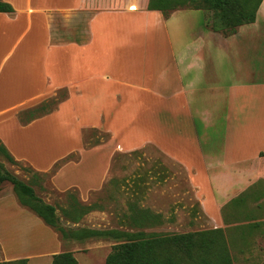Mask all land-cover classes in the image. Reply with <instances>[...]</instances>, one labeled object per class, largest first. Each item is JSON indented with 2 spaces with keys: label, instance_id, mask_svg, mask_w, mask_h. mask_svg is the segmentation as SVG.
<instances>
[{
  "label": "crops",
  "instance_id": "crops-1",
  "mask_svg": "<svg viewBox=\"0 0 264 264\" xmlns=\"http://www.w3.org/2000/svg\"><path fill=\"white\" fill-rule=\"evenodd\" d=\"M4 1L15 11L0 12V24L8 29L23 25L0 60V139L15 161L26 162L39 174L53 169L55 187L61 191L76 187L87 200L92 190L103 187L112 152L101 173L88 167L89 172L81 174L87 153L109 148H86L82 130L102 127L113 134L121 150L153 143L189 169L203 210L217 226L226 224L223 204L257 184L262 186L260 207L264 0L255 21L234 32L215 23L212 9L182 7L166 15L150 9L149 0H73L70 6L43 7L34 6L33 0H25L22 7L21 0ZM55 10L85 12L88 37L54 40L49 14ZM39 20L40 43L33 36L20 49ZM15 70L25 81L12 87ZM28 87L38 89L6 101L12 89L19 88L18 93ZM51 100L56 108L50 111ZM50 122H56L57 130L52 140L33 147L30 136L35 131L44 134L41 129ZM66 127L69 134L61 131ZM68 138L76 141L69 148L63 146ZM65 171L73 177L67 178ZM15 204L0 197V224L21 215L44 229L39 216ZM46 230L55 247L46 252L52 262L62 245L51 229Z\"/></svg>",
  "mask_w": 264,
  "mask_h": 264
},
{
  "label": "rangeland",
  "instance_id": "rangeland-1",
  "mask_svg": "<svg viewBox=\"0 0 264 264\" xmlns=\"http://www.w3.org/2000/svg\"><path fill=\"white\" fill-rule=\"evenodd\" d=\"M21 1L23 3L18 5L25 6L27 2ZM70 2L73 0H33V5L70 6ZM49 16L54 40L60 38L86 39L88 37L86 25L88 16L85 12L55 10L51 11ZM80 19L82 23L78 24L77 21ZM4 26L0 24V37L6 35L0 45V60L8 50L10 41L23 28V25L9 27V29ZM41 26L40 20L35 22L33 30L22 42L20 49L25 48L33 36H36L40 43ZM5 31H8V34ZM11 73L13 74L12 71ZM18 73L20 71H14L15 82L12 87H17L25 81V76L21 78L22 76ZM12 74L7 76L10 78ZM8 87H10V82ZM18 89H12L6 101L13 102L14 98L20 94H30L38 88L28 87L17 93ZM54 108H56L55 100H51L49 110H54ZM55 129L56 122H50L41 129L45 130L44 134L35 131L30 136L33 147L36 143L47 145L54 137L57 131ZM61 131L69 134L70 128L66 127ZM82 132L86 148L106 145L109 150H95L87 153L81 174L85 175L89 172V169L85 170L88 167L93 168L96 173H101L110 149L112 152L103 187L92 190L87 200L82 198L81 191L76 187L66 191L55 187L51 181L53 169L39 174L34 172L26 162H17L9 157L0 139V163L4 169L31 185L44 201L56 206L61 224L67 229L69 235L68 237L62 236L59 231L35 216L44 225L42 230L29 218H23L21 215L15 216L16 210H13L12 215L14 216L1 221L0 224V236L4 238L3 241L0 240V251L4 260H8L7 256L12 259L29 257L28 264H50L51 256L46 252L55 247H53L52 240L44 234L46 229H51L56 234L61 241L62 251L75 252L79 264H105L112 246L125 241L126 237L71 238L74 235L73 229H117L133 233L138 231L187 233L220 228L222 246L229 251L232 264H264V201L260 203V207L257 201L259 194L262 193L258 189L262 186L258 184L251 186L237 196L243 197L242 199L239 198L234 203L231 200L223 204L224 212H227L226 224L217 226L204 212L201 197L191 180V172L182 163L171 159L153 143H147L132 150H121L113 134L102 127H84ZM63 142V146L68 148L76 143L74 138L72 140L68 138ZM62 147L51 156L60 152ZM63 175L69 179L73 177V173L69 171L63 172ZM0 197L8 205L15 206L17 201L25 209L29 208L27 204L22 203L23 199H28V197L20 194L14 184L7 179H0ZM85 211L87 213L78 218Z\"/></svg>",
  "mask_w": 264,
  "mask_h": 264
},
{
  "label": "trees",
  "instance_id": "trees-1",
  "mask_svg": "<svg viewBox=\"0 0 264 264\" xmlns=\"http://www.w3.org/2000/svg\"><path fill=\"white\" fill-rule=\"evenodd\" d=\"M262 0H149L150 9L163 10L168 15L172 10L182 7L214 10L215 23L227 32H234L236 27L255 21L256 12ZM13 5L0 0V12H14ZM215 28L217 26L215 25ZM5 150V149H4ZM6 151V150H5ZM7 152V151H6ZM9 157L13 158L8 152ZM0 179H7L28 199H23L29 209L39 216L45 224L68 237L67 229L61 224L54 204L44 201L34 188L16 175L4 169L0 163ZM236 197L232 203L239 200ZM92 209V208H91ZM90 209V210H91ZM82 212L78 217H82ZM221 229L192 231L187 233L126 232L117 229L75 228L73 237H126L125 241L112 246L105 264H232L229 251L223 248ZM82 235H78V233ZM28 258L2 260L0 264H28ZM51 264H79L72 250H65L53 255Z\"/></svg>",
  "mask_w": 264,
  "mask_h": 264
}]
</instances>
